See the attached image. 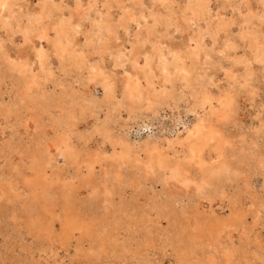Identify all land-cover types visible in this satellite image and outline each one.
<instances>
[{
	"label": "rangeland",
	"instance_id": "374dc122",
	"mask_svg": "<svg viewBox=\"0 0 264 264\" xmlns=\"http://www.w3.org/2000/svg\"><path fill=\"white\" fill-rule=\"evenodd\" d=\"M0 264H264V0H0Z\"/></svg>",
	"mask_w": 264,
	"mask_h": 264
},
{
	"label": "bare ground",
	"instance_id": "6f19581e",
	"mask_svg": "<svg viewBox=\"0 0 264 264\" xmlns=\"http://www.w3.org/2000/svg\"><path fill=\"white\" fill-rule=\"evenodd\" d=\"M138 89V88H137ZM221 103V102H220ZM202 119V118H201ZM201 133H203V131L201 130V129H199V130H197V133H196V135L198 136H201L200 134ZM193 138H195V136H192ZM202 142V141H201ZM202 144V143H201ZM203 145V144H202ZM198 151H200V150H198ZM193 152V151H192ZM200 153V152H199Z\"/></svg>",
	"mask_w": 264,
	"mask_h": 264
}]
</instances>
